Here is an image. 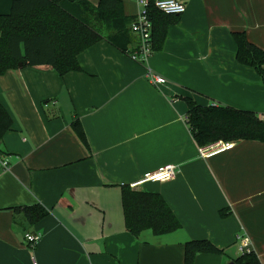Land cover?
I'll list each match as a JSON object with an SVG mask.
<instances>
[{"label":"crops","instance_id":"0c3cea01","mask_svg":"<svg viewBox=\"0 0 264 264\" xmlns=\"http://www.w3.org/2000/svg\"><path fill=\"white\" fill-rule=\"evenodd\" d=\"M122 1L131 27L142 7ZM12 3L0 0V14ZM234 31L264 49V0H187L164 48L145 63L129 54L139 41L131 30L125 50L101 39L82 51L81 71L27 65L1 74L0 101L13 127L0 138V264H184L192 239L224 249L197 254L195 264L236 261L244 241L264 264V142L234 141L204 157L187 122V97L264 118V82L238 61ZM149 71L166 82L153 83ZM170 163L178 165L174 178L138 189L160 192L182 228L135 236L122 185ZM37 203L49 212L30 225L16 208ZM28 232L41 235L35 247Z\"/></svg>","mask_w":264,"mask_h":264},{"label":"trees","instance_id":"16d2710c","mask_svg":"<svg viewBox=\"0 0 264 264\" xmlns=\"http://www.w3.org/2000/svg\"><path fill=\"white\" fill-rule=\"evenodd\" d=\"M149 14L153 21L152 47L164 48L168 29L181 14H167L151 0ZM131 19L124 13L122 0H100L96 6L88 0H13L11 11L0 14V75L22 66L48 65L60 75L81 71L79 54L101 39L121 50L131 43ZM238 44L237 59L254 67L264 82V49L251 42L245 32L234 31ZM187 122L198 145L223 141L256 140L264 142V118L255 111L231 105H202L191 97ZM13 127V118L0 101V138ZM73 127L89 146L79 118ZM122 206L126 228L135 236L144 230L163 235L182 228V222L160 192L122 185ZM28 223L42 220L48 209L40 204L20 206ZM228 212L221 210V215ZM184 264H195L199 253L223 254L224 249L209 239L188 240L184 246ZM236 264H261L255 251H246Z\"/></svg>","mask_w":264,"mask_h":264},{"label":"built area","instance_id":"2783aa9c","mask_svg":"<svg viewBox=\"0 0 264 264\" xmlns=\"http://www.w3.org/2000/svg\"><path fill=\"white\" fill-rule=\"evenodd\" d=\"M141 5V10L138 12L134 22L131 25V30L138 37L137 47L131 51L129 54L134 61L145 63L149 56L154 51L152 47V32H153V21L149 14V7L151 0H137ZM154 5L161 11L167 14H183L186 11L187 0H154ZM149 77L153 83H165L166 79L160 75H156L149 71ZM235 146L234 141H223L220 140L216 143L201 146L200 154L204 157H209L213 154L231 150ZM4 166L7 165V162L3 163ZM178 172V165L170 163L163 165L156 171L145 174L144 178L135 181L130 184L134 189H138L140 186L145 184L148 181H167L176 176ZM27 243L31 247H35L41 240V235L28 232L25 235ZM242 252L251 251V248L248 246L246 241L243 242ZM37 264V262H35Z\"/></svg>","mask_w":264,"mask_h":264},{"label":"water","instance_id":"95a60500","mask_svg":"<svg viewBox=\"0 0 264 264\" xmlns=\"http://www.w3.org/2000/svg\"><path fill=\"white\" fill-rule=\"evenodd\" d=\"M20 66H22V63L20 64ZM228 264H236V261L235 260H232Z\"/></svg>","mask_w":264,"mask_h":264}]
</instances>
